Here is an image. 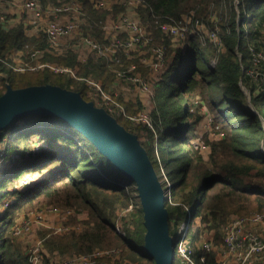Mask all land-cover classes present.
I'll use <instances>...</instances> for the list:
<instances>
[{"label": "trees", "instance_id": "trees-1", "mask_svg": "<svg viewBox=\"0 0 264 264\" xmlns=\"http://www.w3.org/2000/svg\"><path fill=\"white\" fill-rule=\"evenodd\" d=\"M141 1L136 13L151 39L148 46H166V66L154 83L152 127L142 121L135 123L123 114L113 116L137 135L157 174L160 165L165 170L171 184V201L167 198L165 201L170 235L174 238L179 224L190 225L199 216L203 229L219 243L221 229L231 213L264 214V62L259 65L262 75L257 77L262 82L260 88L248 75L253 67L250 47L256 48L264 28V0ZM82 2L87 21L84 35L107 41L101 24L109 16H117L123 6L97 9L90 0ZM190 11L208 25L211 13L220 17L221 50L212 41L202 42L196 34L186 35L177 46L161 30L160 22L169 18L179 20ZM37 48L44 52L42 61L69 67L76 77L68 72H53L48 67L15 71L1 65L6 77H0V95L7 85L22 88L52 84L79 92L89 101L88 86L79 77L99 80L109 90L117 78V70L132 63L142 75L149 73L140 57H128L122 51L114 57L90 55L84 61L70 49L53 56L45 35L30 37L22 23L6 27L0 19V57L9 58L13 49L30 54ZM144 49L148 51L147 47ZM213 59L215 63L211 62ZM241 84L248 89V96ZM118 100L127 115L136 116L142 111V102L137 98L124 100L120 96ZM203 107L211 117L212 131L220 135L214 140L207 133L203 136L204 144L210 147L207 160L193 143ZM19 120L24 123L18 125ZM1 143L4 159L10 165L0 176V200L9 195L15 199L0 213V264H31L22 246L13 243L12 227L17 211L29 212L44 205L83 209L87 213L86 219L73 218L74 223L69 224L83 225L79 230L39 231L50 254H84L99 247H118L124 259L152 260L144 252L141 206L126 212L121 233L116 231L118 211L129 208L132 201L127 186L136 191L135 182L125 177L82 133L59 117L31 114L1 130ZM14 154L15 159L11 157ZM24 167L40 174L45 171V175L20 190L16 182ZM183 205L189 207L190 213ZM200 233L193 232L191 239L197 240ZM188 250L196 264H221L213 251L197 247ZM176 253L175 249L173 264L184 263ZM44 256L46 263L52 260Z\"/></svg>", "mask_w": 264, "mask_h": 264}, {"label": "built area", "instance_id": "built-area-1", "mask_svg": "<svg viewBox=\"0 0 264 264\" xmlns=\"http://www.w3.org/2000/svg\"><path fill=\"white\" fill-rule=\"evenodd\" d=\"M92 5L97 9L112 10L116 4L122 5L124 10L119 12L118 16L111 22H103L101 24L102 30L111 31V35L107 36V41H97L92 35H80L74 38V44H86L94 51L98 57H108L116 55L122 51L126 56H129L132 50L136 48H148L151 53L149 67L153 71L161 72L166 66V46L149 47L150 37L146 34V28L142 25L138 15L131 11L138 8L142 4L141 0H90ZM13 0H0V19L6 27L10 24L5 9L12 3ZM3 4V6H2ZM21 5L24 11L32 12L33 16L30 23L43 32L49 47L58 51L60 40L64 37L70 36L78 29L87 24L85 19L84 7L82 0H22ZM137 7V8H136ZM135 8V9H134ZM239 21V17L237 18ZM161 30L173 40V44L179 45L180 42L188 34H196L202 42L212 41L217 46L218 51L223 48V44L219 33L220 17L216 13H211L209 16V25L202 19L195 17L193 11L184 14L181 19L176 20L169 18L168 20L160 22ZM18 49H13L9 53V58L0 57V77L4 76V71L1 65L11 68L15 71L37 70L42 67H48L51 71L56 73L68 72L74 77L76 75L66 66L51 63L49 61L39 60L43 56L42 49H34L30 54H22L23 58L14 59L18 54ZM251 60L253 63L252 69L248 71V75L252 78H257L262 75L261 70L256 71V68L264 62V53L257 50L254 46L250 47ZM63 54V53H61ZM30 59V62L24 61ZM33 62V63H32ZM216 62V59L211 61ZM117 78L125 81L129 85L135 87L138 91L144 93L147 97L153 98L154 87L140 74L136 72V65H129L125 69L117 70ZM84 80L89 86L93 87L97 96L104 101V107L111 115L123 114L132 121L139 119L144 120L150 127L151 120L145 116L127 115L123 105L116 99L112 93L105 90L99 80L91 77H79ZM252 78V79H255ZM211 120V119H210ZM211 122V121H210ZM211 125V123H210ZM158 161L160 162L158 153ZM0 156H4V151H0ZM13 158V157H12ZM4 159V157H3ZM159 179H161L164 189V195L167 199L171 198V184L165 174L164 168L160 165ZM22 176L19 178V181ZM34 181H24L22 185L17 188L23 190L33 184ZM1 201V200H0ZM171 201V200H170ZM10 201H4L8 204ZM187 212L190 213L189 207L183 205ZM77 215V211L73 208H63L59 206H44L29 212L26 218L19 224L12 227V238L28 234L32 231L35 225H42L48 229H52L56 233H65L70 230L68 225L56 224L51 219L64 220L65 217ZM182 228L175 240V249L183 255L190 264H196L191 257L190 251L185 248L184 241L189 229L187 222L181 223ZM116 231L121 233L120 227L116 223ZM223 242L216 249L217 256L221 264H264V214L260 212H252L245 215L232 214L228 215L223 227ZM181 233V234H180ZM208 235V234H207ZM177 246V248H176ZM201 247L205 251H212V239H205ZM121 251V250H120ZM115 251L101 250L95 248L92 252L84 254H72L61 260L52 259L46 263L45 254L43 251L42 240H38L31 244L26 254L29 257L31 264H103V259L108 261L115 254ZM149 259H144L147 264H154L152 261L148 263ZM110 264V263H107ZM115 264V263H114Z\"/></svg>", "mask_w": 264, "mask_h": 264}, {"label": "water", "instance_id": "water-1", "mask_svg": "<svg viewBox=\"0 0 264 264\" xmlns=\"http://www.w3.org/2000/svg\"><path fill=\"white\" fill-rule=\"evenodd\" d=\"M31 114L61 118L82 133L125 177L135 182L143 210L144 252L154 264H173L174 238L169 233L166 197L137 135L126 130L105 108L85 100L79 92L52 84L22 88L7 85L0 95V131Z\"/></svg>", "mask_w": 264, "mask_h": 264}, {"label": "rangeland", "instance_id": "rangeland-1", "mask_svg": "<svg viewBox=\"0 0 264 264\" xmlns=\"http://www.w3.org/2000/svg\"><path fill=\"white\" fill-rule=\"evenodd\" d=\"M47 1H49V0H47ZM131 12L136 15V9H135V11L132 10ZM118 14H117V16H118ZM249 14H250V12L248 11V15ZM117 16H112L111 15V16H109L107 18V20L105 22H111ZM103 31H104V37L105 38H107V36H110L111 35V31L110 32H107L109 30H103ZM38 32H43V31L38 28ZM80 35H84V33H83V27H81L80 29H78L75 33H72L70 36L65 37V38H62L60 40L59 50L58 51H54V50L51 49L52 52L50 54L53 55V56L58 55V54H61L62 52H60V50L62 49L64 42L67 41V39H70V40H72V42H74V38H78ZM93 37H95V36H93ZM97 41H99V40L97 39ZM78 45H80V44H78ZM256 48H257V50H260V51H262V53H264V28L259 33V36H258V39H257V46H256ZM143 49L136 48V49L132 50L128 57L138 56V57H140V60L139 61H141V63H143L142 62L143 59H145V61H149L150 60L149 58L151 57V53H149L147 50H145V49L143 50ZM64 50L65 49L63 48V51ZM81 50H82V48H81ZM83 50H82L83 51L82 57H85V55L87 54L88 51H87V49H83ZM42 58L43 57L39 58V60H41ZM24 61L27 62V61H30V59H28V60L25 59ZM51 63H54V62H51ZM130 65H135V64L132 63ZM256 71L259 72V67L256 68ZM136 72L138 74H140L141 76H143L151 84V86L154 87V83L158 79V76L159 75L154 76L152 74L151 76L150 75L144 76V75H142V73L139 70H136ZM259 76H261V75H259ZM3 77H6V73H4V76ZM252 78H255V77H252ZM253 81L255 82V84L257 85V87L260 88V85H261L262 82L261 81H258L257 78L253 79ZM86 84L88 86V91H87L88 98L91 101H93L96 106L104 107V101L97 96L96 91L94 90V88L91 87V86H89L88 83H86ZM118 84H120V85H117L116 89L115 90H112V92H110L109 90H107L110 93H112L113 96L116 99H119V97L121 96L124 100L136 99V98L140 100V98H139L140 97L139 96V92H136L134 90V88H133L132 85H129L128 83H126L125 81H123L121 79H120V81H118ZM242 87H243L244 91L246 92V94H249L248 89L244 85H242ZM142 105H143V108H142L143 110L141 111L140 116H145V117H147L148 119L151 120L150 110H151V107H152V98L150 96L149 97L146 96V99L144 100V102L142 103ZM210 119H211L210 115L208 114V112L206 111V109L203 107L202 108V119L198 123V125H197V127L195 129L196 137L193 139V143L195 144V146H197L200 149V153H201V155L203 156V158L205 160L208 159V154H209V151H210V147L207 146L206 144H204V142L202 140L203 139V136L205 135V133H207L208 134V137L211 140H214V139H217V138L220 137L219 134H217L216 132L212 131V128L210 126V123H211L210 122L211 121ZM139 121L140 122L142 121V122L146 123L144 120H141V119H139L137 121H134V122L137 123ZM17 123H18V125H22L24 123V121L23 120H19ZM141 139L144 140V134L141 135ZM154 142H155L154 144L156 145V140ZM35 145H37V143ZM38 145H39V143H38ZM0 151H4L3 143L0 144ZM3 157L4 156H0V176L3 173V169L6 166L10 165V162H6V160L3 159ZM11 157H13V159H15L16 158V154L11 155ZM44 175H45V171L44 172H41V174H40L39 172H34L33 169H31V168L29 169L27 167H24L18 173V176L19 177L22 176V179L20 181L18 180L16 182V187H18L19 185H22L24 183V181H26V182L27 181H34L33 183H35L38 180H40ZM252 181L256 182L258 180L257 179H253ZM127 187H128L127 188L128 193L131 196L132 201H131V205L129 206V208H127V209H121V210L118 211V218L116 220V223H117V225L120 228H121L122 217L125 215V213L128 212L131 209H136V208H138V207L141 206L139 197L137 195V192L132 187H130V186H127ZM164 189L165 188L163 187V191H164ZM14 199H15V196H12V195H9V196L3 198L0 201V213H2V211L5 208V206L8 205V204H10V203H12L14 201ZM7 200L10 201V202L8 204H4V201H7ZM44 206H49V205H44ZM44 206H41V207H44ZM52 206H56V205H52ZM41 207H38V208H41ZM38 208H35V209H38ZM35 209H33V210H35ZM33 210H31V211H33ZM31 211H29V212H31ZM76 211H77V215L65 217L64 220H60V219H51V220H52V222H54L56 224L68 225L70 227V229L79 230L80 227H83V225H80V224H77V225H69V224L74 223V222H72V219L73 218L86 219L87 213L83 209H78ZM29 212L17 211L16 216H15V221H16L15 222V225L21 223L26 218V216H27V214ZM250 213H252V212H250ZM232 214H234V213H231L230 215H232ZM189 226H190L189 229H187L186 232H185V234H187V236L185 237L184 244H183L185 246V248L186 249H190L191 251H193V247H195V248L197 247L199 249H202V247H201L202 242L205 239L211 238L212 239V249L211 250L213 252H215V254H216L217 253L216 249L223 242V236L224 235H223L222 229H221V231H222V240L218 243V242H216L213 239V235H211L210 232L205 231L203 229V223H202V220L200 219L199 216L195 217L194 220H193V222ZM180 228H182V225L181 224H179L176 227V231H175V234L176 235H174V238H177V235L179 234V231L181 230ZM42 229H48V228H46L45 226H42V225H35L30 233L25 234V235L22 234L20 236H17V237L12 238L13 243L19 244L20 246H22L23 251L26 253L28 247L31 244L35 243L38 240H42V246H43L44 254L46 256H48L49 258L61 260L63 258H66V257L72 255V254H70V255H62V254H59V253H56V252L53 253V254H50L46 250V248L44 247L43 238L39 236V231L42 230ZM197 230H199V232H201V233H200V235H198L199 238L197 240H194L193 241L191 239L190 235H192L193 232H196ZM177 240H175V241H177ZM176 248H177V246H176ZM97 249L115 251L114 252L115 255L112 258H110L109 261L107 259H103V264H107V263H110V264H114V263L115 264L116 263H119V264H147V262H144L143 260L142 261H133L131 259H124L122 257V255H121L120 248H118V247H114V248H100L99 247ZM176 254L181 258V263L184 262L182 264H190L187 261V259L183 255H181L179 252L176 253ZM193 260H195V259H193ZM151 262H152V260H148V263H151Z\"/></svg>", "mask_w": 264, "mask_h": 264}, {"label": "crops", "instance_id": "crops-1", "mask_svg": "<svg viewBox=\"0 0 264 264\" xmlns=\"http://www.w3.org/2000/svg\"><path fill=\"white\" fill-rule=\"evenodd\" d=\"M21 2H22V0H13V2L12 3H9V6L7 7V8H9V9H5L4 8V6H3V4H2V6H3V9L6 11V13H7V16H8V21H10L9 22V24H10V26H13V25H15V24H17V23H22L23 24V27H24V31H25V33H26V35H28V36H35V37H38V36H40L42 33L41 32H38V28L36 27V26H34V25H32V24H29L30 23V19L29 18H31L32 16H33V13L30 11V12H27V11H24V9H23V7H22V5H21ZM137 14V13H136ZM65 38V37H64ZM63 48L65 49L64 51H63ZM81 48H82V50L83 49H87V54L85 55V57H82V53H83V51L81 50ZM72 50L73 52H75L76 54H77V58L79 59V60H81V61H84L85 59H87L90 55L92 56V55H94V56H96V57H98L95 53H94V51H92L89 47H88V45H86V44H80V45H78V44H74L73 42H72V40H70V39H67V41H65L64 42V44H63V47H62V49L60 50V52H62L63 54L64 53H66L68 50ZM91 51H90V50ZM144 50V49H143ZM86 51V50H85ZM44 53V52H43ZM18 55L14 58V59H17V60H19V59H21V58H23L24 57V55H25V53L24 52H21L20 50L18 51V53H17ZM22 54H24V55H22ZM142 62H143V64H145L146 66H148L149 67V63H150V60L149 61H145V59H143L142 60ZM136 70H137V66H136ZM160 72H156V71H153L152 69H150V67H149V73L147 74V75H145V76H148V75H154V76H157L158 74H159ZM118 81H120V79H118V78H116V80H115V82L112 84V86H111V88L109 89V91L110 92H112V90H115L116 89V87H117V85H120V84H118ZM134 90L136 91V92H139V98H140V100L142 101V103L144 102V100L146 99V95L144 94V93H142V92H140V91H138L135 87H134ZM144 94V95H143ZM113 95V94H112ZM143 110V109H142ZM9 166V165H8ZM8 166H6L5 168H7Z\"/></svg>", "mask_w": 264, "mask_h": 264}, {"label": "bare ground", "instance_id": "bare-ground-1", "mask_svg": "<svg viewBox=\"0 0 264 264\" xmlns=\"http://www.w3.org/2000/svg\"><path fill=\"white\" fill-rule=\"evenodd\" d=\"M163 188V187H162Z\"/></svg>", "mask_w": 264, "mask_h": 264}]
</instances>
